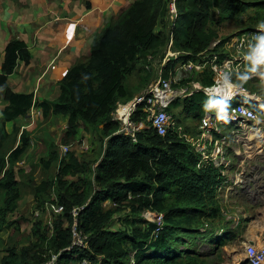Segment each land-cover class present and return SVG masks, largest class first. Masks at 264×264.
<instances>
[{
	"label": "trees",
	"instance_id": "obj_1",
	"mask_svg": "<svg viewBox=\"0 0 264 264\" xmlns=\"http://www.w3.org/2000/svg\"><path fill=\"white\" fill-rule=\"evenodd\" d=\"M181 1L179 17L170 23L168 0H133L95 34L89 54L68 68L59 80V95L53 99L37 102L33 92H19L10 84L9 76L20 62L29 63L33 55L24 39L8 41L0 71V94L6 102L0 118V231L11 227V232L7 238L0 236V264H42L54 253L55 264H82L84 259L99 264V257L108 264L213 263L209 253L197 251L188 244V238L201 234L219 245L231 235L229 220L224 225L218 223L225 219L216 195L221 172L211 162L199 165L202 152L188 136L199 137L207 109L216 111L243 99L257 101L245 95L221 101L202 90L178 96L170 111L175 118L194 111L196 125L179 129L177 121L165 135L146 127L138 131L136 141L117 133L120 123L113 118V111L119 101L131 99L132 93L141 92L157 77L153 60L162 54L172 33L175 50L189 52L181 56L182 60L196 58L217 39L227 38L226 22L249 8H255L258 15L250 23L264 21V0ZM171 68H164V76ZM210 75L207 70L193 78L211 84ZM233 79L239 82L235 74ZM34 105L42 109L44 122L54 114L67 117L65 133L69 137H75L82 126L94 128L100 134L99 157L94 161L73 149L63 152L54 140L17 125L8 131V123L26 115ZM146 116L140 108L134 119L146 120ZM34 143L38 150H46L43 155L38 152L41 166L46 170L58 166L55 174L49 173L31 185L36 208L53 201L52 190L57 202L64 205L63 212H48L51 225L48 216L45 221L46 217L17 211L24 194L18 178L19 163ZM75 206H83L77 226L88 236V245H74L69 250L74 240ZM147 210L164 215L157 235V223L144 215ZM123 211L128 212L126 227L111 229L113 217ZM24 221H32L29 231L23 228ZM206 223L210 226L202 231ZM217 228L222 232L216 233Z\"/></svg>",
	"mask_w": 264,
	"mask_h": 264
},
{
	"label": "rangeland",
	"instance_id": "obj_2",
	"mask_svg": "<svg viewBox=\"0 0 264 264\" xmlns=\"http://www.w3.org/2000/svg\"><path fill=\"white\" fill-rule=\"evenodd\" d=\"M181 2L185 3V0ZM257 17L258 15L256 14L255 8H249L248 11L240 14L235 19L226 22L227 30L224 32V36L229 37L245 27L264 28V21L256 25L255 23H250ZM166 50L167 44L162 54L153 60V67L157 70V76ZM244 52L251 58L245 63V70L242 72L235 71L234 74L239 78L238 83L245 86V84L241 82L244 81L247 84V86H245L246 89L254 91V93L251 94L252 96H254V94L260 96L259 98L264 101V34L257 39L254 52L248 50ZM233 53L237 55L236 52ZM179 61L180 62L176 65L177 69H175L174 72H176L178 77H183V74H186L187 71L180 68L182 58H180ZM184 80L187 79L184 78ZM183 81L181 82L183 83ZM251 87H254V90H252ZM133 94L134 93H132V95ZM257 96L254 97L258 98ZM217 97L221 99L220 96ZM242 102L252 109H258V111L264 112L263 102L258 103L247 99H243ZM194 115V111H185L183 115L176 119L181 126H187V124L194 125L197 123L193 119ZM63 121L62 118L57 117L49 119L38 134L54 140L63 152L68 151V149H73L79 155L92 160L94 159L95 161L101 152L99 132L92 127H82L75 137H69L65 133L66 129H64L65 125ZM232 121L233 122L230 124L224 123L223 126L220 125L219 127L221 132L227 131L225 134L229 135V140L224 144L228 165L225 167L224 164L223 166V168H230L229 175L227 176L229 187L223 186V181L226 178L225 175L222 176L220 173L221 175L218 178L219 183L217 184L216 191L217 199H219L221 204L222 213L225 216V219L218 223L224 225L225 222L229 220L232 229L231 235L226 238L225 242H221L219 245L211 244L208 240V236L201 234H195L193 237L188 238V244H191L197 251L209 253V258L213 262L212 264H240L244 261L247 262V243H255L259 247H264V114L259 113V118L256 120ZM38 147L39 146L35 143L32 144L28 155L19 163L21 172L18 174V178L21 181L24 194L20 201L21 207L20 209L18 208L17 211L26 212L33 217L43 216L46 217L45 221H47V216L49 217L48 212L51 211L47 209L46 204L44 207L36 208L35 201L26 202L25 200L33 194L31 186L33 182L41 181L44 177L46 178L49 173L55 174L58 170L57 164H54L49 170H46L40 165L38 155L45 154L44 152L46 150H44V148L38 150ZM208 148L210 151L213 150V147L209 144ZM39 151H41L40 154L38 153ZM52 191L51 198L53 201H58L54 190ZM223 198L226 200H223ZM59 205L62 204L59 203ZM37 209L40 210L39 214L36 213ZM127 213V211H123L116 214L113 217L110 228H125ZM147 214L150 218H153L157 212L152 211ZM49 220L50 217L48 218V221ZM22 226L25 231H29L32 226V221H24ZM209 226L210 225L206 223L201 230L205 231V227L207 229ZM221 232L222 229L217 228L216 233ZM220 238L224 239L223 236ZM79 239L80 236L78 235L76 240ZM0 250H2V245H0Z\"/></svg>",
	"mask_w": 264,
	"mask_h": 264
},
{
	"label": "built area",
	"instance_id": "obj_3",
	"mask_svg": "<svg viewBox=\"0 0 264 264\" xmlns=\"http://www.w3.org/2000/svg\"><path fill=\"white\" fill-rule=\"evenodd\" d=\"M169 1V20L170 23H175L179 17V0ZM264 34L263 27H256L254 29L246 30L241 29L236 33L225 39H217L214 41L209 50L203 51L196 58H187L181 61L180 68L187 71L183 74V77H178L175 69L176 65L180 62L182 55L189 54L188 51L175 50L174 48V35H170L167 42V50L165 56L162 58L161 67L158 69V76L155 77L148 86L141 92L135 94L131 99L127 101H119L116 108L113 111V118L120 123V127L117 133L125 134L131 137L134 141L137 140L138 131L146 128H155L159 134L165 135L169 128H175L177 126V120L169 109L172 101L178 96L189 95L197 90H202L210 96H220L223 101L231 100L236 95L250 96V92L244 85L236 82L233 79L235 71L242 72L245 70V63L249 57L244 51H255V44L259 37ZM223 43L220 50L214 51L217 44ZM233 52H236L234 54ZM171 65L169 75L164 76V68ZM207 70L211 74L213 83L205 84L201 80L194 79V75H205ZM187 79L188 81L182 83ZM186 81V80H184ZM142 108L147 112L146 120L137 121L134 119L135 113ZM259 117V113L256 109L246 106L242 101L234 103L225 108L212 111L207 109L202 119L201 134L197 139L188 136L196 144V147L202 152V156L199 165L203 163L216 164L218 161L221 164L228 165L226 160V151L224 144L229 140V135L226 132H221L220 125L224 123L230 124L232 120H256ZM230 121V122H229ZM181 129V125L177 126ZM218 134V136H216ZM215 135V138H214ZM208 144L212 145L213 150L210 151ZM221 170V168H220ZM222 174L224 171L221 170ZM47 209L55 212H63L65 210L64 205H59L57 201H49L46 203ZM83 206H75L72 210L75 222L73 224V244L68 249H72L74 245L86 247L88 245V236L83 235L77 226V215L79 210ZM152 210H147L145 215L157 223V227L154 230V234L157 235L164 225V215L161 212H157L153 218L149 217L147 213H151ZM36 213L39 214L40 210L37 209ZM48 223L51 225V221ZM80 236L79 240H76L77 236ZM247 259L251 264H263L264 263V247H259L255 243L246 244ZM57 261V254L52 256L42 264H55ZM134 263V260H132ZM82 264H95L94 262L84 259ZM99 264H108L103 262L99 257Z\"/></svg>",
	"mask_w": 264,
	"mask_h": 264
},
{
	"label": "crops",
	"instance_id": "obj_4",
	"mask_svg": "<svg viewBox=\"0 0 264 264\" xmlns=\"http://www.w3.org/2000/svg\"><path fill=\"white\" fill-rule=\"evenodd\" d=\"M132 1L0 0V71L8 41L13 37L22 38L27 42L33 56L27 64L20 62L9 76L10 84L19 92H33L37 102L57 97L60 92L59 80L68 68L76 60L89 54L95 34ZM137 93L139 92L134 95ZM259 97L255 101H263ZM5 106L6 102L0 94V118ZM55 117L64 120L66 129L67 117L54 114L50 119ZM45 123L42 109L34 105L26 115L8 123L7 128L11 131L17 125L22 129L33 130L40 136L38 133ZM221 170L224 171L222 176L225 175L226 178L223 186L229 187L227 176L230 168L224 167ZM25 200L35 201L34 193ZM15 215L16 212L11 217ZM10 232L11 227H6L0 231V236L7 238Z\"/></svg>",
	"mask_w": 264,
	"mask_h": 264
},
{
	"label": "bare ground",
	"instance_id": "obj_5",
	"mask_svg": "<svg viewBox=\"0 0 264 264\" xmlns=\"http://www.w3.org/2000/svg\"><path fill=\"white\" fill-rule=\"evenodd\" d=\"M243 85V84H242ZM249 92H250V90H248ZM252 93L250 92V98H252V99H254L255 100V97L254 96H257V95H255L254 94V96H252L251 95ZM258 97V96H257ZM259 118V117H258ZM257 118V119H258ZM201 123H202V121H201ZM201 125V124H200ZM200 129H201V127H200ZM214 166L216 167V168H218V169H220V168H223V166H224V164H221L219 161H218V163H216V164H214ZM154 221V220H153ZM156 222V221H155ZM132 260H134L135 261V259H134V257H132Z\"/></svg>",
	"mask_w": 264,
	"mask_h": 264
},
{
	"label": "clouds",
	"instance_id": "obj_6",
	"mask_svg": "<svg viewBox=\"0 0 264 264\" xmlns=\"http://www.w3.org/2000/svg\"><path fill=\"white\" fill-rule=\"evenodd\" d=\"M257 102H259V103H262L263 101L262 100H256ZM261 101V102H260ZM264 103V102H263ZM258 112V111H257ZM259 113V112H258ZM220 170V169H219ZM220 172H221V170H220ZM221 174H222V172H221ZM224 182V181H223Z\"/></svg>",
	"mask_w": 264,
	"mask_h": 264
}]
</instances>
